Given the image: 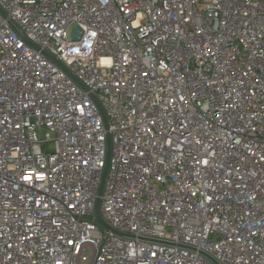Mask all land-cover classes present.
<instances>
[{
    "label": "built area",
    "instance_id": "built-area-1",
    "mask_svg": "<svg viewBox=\"0 0 264 264\" xmlns=\"http://www.w3.org/2000/svg\"><path fill=\"white\" fill-rule=\"evenodd\" d=\"M0 264H264V0H0Z\"/></svg>",
    "mask_w": 264,
    "mask_h": 264
},
{
    "label": "water",
    "instance_id": "water-1",
    "mask_svg": "<svg viewBox=\"0 0 264 264\" xmlns=\"http://www.w3.org/2000/svg\"><path fill=\"white\" fill-rule=\"evenodd\" d=\"M70 76H71L76 82L79 83V81H78V80H77L72 74H70ZM95 102H96V104L99 106L100 111H101L103 117H105V116H104V113H103V110H102V108L100 107V105H99V103H98V101H97L96 99H95ZM107 149H109V139H107ZM105 172H106V167H105L104 172H103V176H102V180H101V184H100L99 192L101 191V188H102V185H103V182H104ZM96 216H97V221H98L100 224L106 226L105 223H104V221L102 220V217H101L100 213H99V210H98V202L96 203ZM106 227H107V226H106Z\"/></svg>",
    "mask_w": 264,
    "mask_h": 264
},
{
    "label": "rangeland",
    "instance_id": "rangeland-1",
    "mask_svg": "<svg viewBox=\"0 0 264 264\" xmlns=\"http://www.w3.org/2000/svg\"><path fill=\"white\" fill-rule=\"evenodd\" d=\"M74 27V25H71V27L69 28V34H70V30L72 29ZM44 131H40L39 132V136L43 139V137H44ZM52 146H53V142H51V141H42L41 143H40V147H41V150L43 151V152H48L51 148H52Z\"/></svg>",
    "mask_w": 264,
    "mask_h": 264
},
{
    "label": "snow or ice",
    "instance_id": "snow-or-ice-1",
    "mask_svg": "<svg viewBox=\"0 0 264 264\" xmlns=\"http://www.w3.org/2000/svg\"><path fill=\"white\" fill-rule=\"evenodd\" d=\"M27 179V178H26Z\"/></svg>",
    "mask_w": 264,
    "mask_h": 264
}]
</instances>
